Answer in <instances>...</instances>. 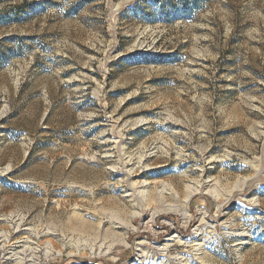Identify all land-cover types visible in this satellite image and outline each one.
<instances>
[{
  "label": "rangeland",
  "instance_id": "1",
  "mask_svg": "<svg viewBox=\"0 0 264 264\" xmlns=\"http://www.w3.org/2000/svg\"><path fill=\"white\" fill-rule=\"evenodd\" d=\"M172 234L171 264H264V0H0V264Z\"/></svg>",
  "mask_w": 264,
  "mask_h": 264
},
{
  "label": "bare ground",
  "instance_id": "2",
  "mask_svg": "<svg viewBox=\"0 0 264 264\" xmlns=\"http://www.w3.org/2000/svg\"><path fill=\"white\" fill-rule=\"evenodd\" d=\"M128 178H129L130 182H129V189L126 191V195H128L129 198H131L132 200H136V201H139L140 200L142 202L144 201V203L147 206H150L152 200H151V195H150L149 187L147 186L148 183L146 185H144V186L143 185L142 186H138V184L133 181V177L132 176H129ZM162 185H163L162 186L163 187V190L166 191L167 190L166 188H167L168 185L166 183H163ZM186 188L187 189H186L185 198L183 200L182 209H183V216H184V218L189 219L191 217V213H190L191 212L190 211L191 199L200 192V188L199 187L196 188V187H192V186H187ZM229 200H231V199H229ZM229 207H230V205L227 208H229ZM155 213H152L150 215L148 214L149 215L148 218H149L150 221H154V219L156 217V214ZM205 216H207V215H205ZM217 221H219V219H217L215 222H217ZM207 224H208V222H207ZM124 227H125V232H123V233L121 232V235H120V233H117V234L115 233V234H116L117 237L119 235L118 238H120V239H118V240H119L120 244H122L125 247H129V243L126 240V231L127 230L136 231L137 230V226L134 225L132 222L128 221L125 224ZM77 228H78V230L80 232H83V233H88V232L91 233V232L94 231V226L92 224H89L87 220H84V221L82 220L81 223L78 224ZM99 228H101V225H99L98 229ZM210 234H212V233H210ZM195 238H197V237L195 236ZM197 241H198L197 239H194L193 240L194 243H196ZM174 243H178V244L182 243V245L185 244V242H183L182 238L178 234H172L171 236H169L166 239L165 244L160 245V246L156 247V249H154L156 251L147 248L145 246V242H143V241L142 242H139L138 243V246H137V257H136V259L133 262H131V264H149V263H152V264H171L170 261L172 259L170 258V255L168 254V251H169L170 247L172 246V244H174ZM197 243L195 245L198 246V247H200L201 244H199V243L197 244ZM50 246H49L50 247V251H52L51 249L53 248V246H52L51 243H50ZM111 247L109 246V247H107V249H105L106 251L104 250L105 251V254L111 253V251H112ZM101 249H102V246L99 247V252L96 253L94 251V249L91 248V251H92L91 254L100 255V254H102V250ZM58 253L59 254H62L61 251H59ZM12 257H16V260H17L16 261V264H24L25 263L24 259L21 258V257H19V252L18 253L17 252L16 253L15 252L12 253ZM180 261L178 263H181Z\"/></svg>",
  "mask_w": 264,
  "mask_h": 264
},
{
  "label": "trees",
  "instance_id": "3",
  "mask_svg": "<svg viewBox=\"0 0 264 264\" xmlns=\"http://www.w3.org/2000/svg\"><path fill=\"white\" fill-rule=\"evenodd\" d=\"M140 3H138V5H139ZM137 6V5H136Z\"/></svg>",
  "mask_w": 264,
  "mask_h": 264
}]
</instances>
